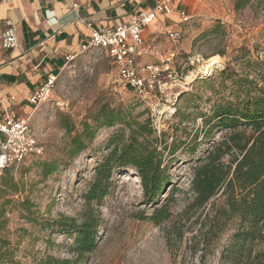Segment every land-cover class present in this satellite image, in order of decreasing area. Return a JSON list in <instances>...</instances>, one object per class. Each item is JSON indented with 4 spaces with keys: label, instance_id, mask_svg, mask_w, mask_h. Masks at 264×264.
Segmentation results:
<instances>
[{
    "label": "rangeland",
    "instance_id": "obj_1",
    "mask_svg": "<svg viewBox=\"0 0 264 264\" xmlns=\"http://www.w3.org/2000/svg\"><path fill=\"white\" fill-rule=\"evenodd\" d=\"M190 14L188 21L177 14L161 17L147 29L149 51L139 62L170 63L173 69L172 76L163 80L167 82L164 91L149 104L118 80L105 54L93 50L66 65L45 102L32 104V123L44 153L6 168L19 183V191L0 198L7 218L0 245L10 249L15 263L46 264L48 257L75 260L71 248L76 232L57 222L68 217L80 223L91 212L100 219L97 248L80 264H230L222 259L221 251L240 227L239 218L231 219L217 241L197 252L189 248L197 227L195 216L182 218L187 232L183 243H176L174 237L169 242L167 230L192 195L194 168L226 133L217 129L205 136L202 116L210 115L214 102L234 99L235 82L240 78L263 84L264 0H206L192 5ZM170 29L179 34L176 42L168 34ZM213 58L219 62L208 69ZM224 69L229 70L226 80L220 75ZM110 113L120 114L126 122L99 127L95 139L70 158L67 149L72 136L82 131L83 122L94 124V117ZM134 121L148 123L159 138L160 149L168 147L164 157L171 161L173 186L160 203L172 196L173 216L160 226L144 219L153 207L144 204L141 178L132 168L115 171L113 185L101 203L86 201L95 167L108 155L110 140L122 134L127 138V123ZM72 127L73 133L68 134ZM173 146L178 149L171 156ZM51 161H57L59 169L45 177L41 165ZM215 199L222 204L220 195ZM249 247L251 254H243L244 263L264 264V243L256 241Z\"/></svg>",
    "mask_w": 264,
    "mask_h": 264
},
{
    "label": "trees",
    "instance_id": "obj_2",
    "mask_svg": "<svg viewBox=\"0 0 264 264\" xmlns=\"http://www.w3.org/2000/svg\"><path fill=\"white\" fill-rule=\"evenodd\" d=\"M220 75L226 80L229 78V70H222ZM235 84L237 87L234 99L214 102L210 115L202 116L205 136H210L217 129L225 130L226 133L194 168L190 181L192 195L167 231L169 242L174 237L176 243H183L187 232L181 224L182 218L185 216L190 220L195 216L197 227L189 248L197 252L201 246L206 248L217 241L230 220L237 217L241 221L240 227L221 251V257L230 264H248L244 263L242 258L245 252L251 251L250 244L256 241L264 243V80L260 85L256 80L246 77L240 78ZM93 122L94 124L85 120L82 131L72 136V145L67 149L70 158L81 153L87 147V141L92 142L95 139L99 127L114 126L117 122H126V119L120 114L110 113L103 117H94ZM127 124L128 137L124 134L114 136L109 142L108 155L95 167L86 201L89 204L94 201L101 203L113 185L115 171L118 168H132L141 178L144 204L153 207L151 215L145 216L144 219L160 226L169 222L173 216L169 208L173 197H166L163 203H160L167 188L173 186V178L169 173L171 161H166L164 157L168 147L160 149L159 138L148 123L134 121ZM73 131L74 127L67 129L68 134ZM197 140L195 137L194 144ZM195 148L196 146L193 151ZM177 149L178 147L173 146L170 150L171 156ZM41 167L45 177L59 169L57 161L43 162ZM18 186L19 183L15 181L11 171L5 168L1 177L0 198L10 192L18 193ZM217 195L223 199L222 204L213 201ZM10 202L6 201L7 204ZM5 214L2 203L0 232L6 227ZM57 223L63 229L70 227V230L76 232L71 248L76 259L58 260L48 257L46 264H80L97 248L100 225L98 215L90 212L80 223L75 219L63 217ZM250 254L251 252L248 255ZM0 264L23 263H15L10 249L1 244Z\"/></svg>",
    "mask_w": 264,
    "mask_h": 264
},
{
    "label": "crops",
    "instance_id": "obj_3",
    "mask_svg": "<svg viewBox=\"0 0 264 264\" xmlns=\"http://www.w3.org/2000/svg\"><path fill=\"white\" fill-rule=\"evenodd\" d=\"M157 2L0 0V119L8 110L20 117L31 116L32 121L31 96L50 75L61 73L69 63L67 57L75 59L91 51H83V45L88 44L94 29L128 22L137 12L154 8ZM161 17L165 19V15ZM10 24L19 42L14 48L3 45V33Z\"/></svg>",
    "mask_w": 264,
    "mask_h": 264
},
{
    "label": "built area",
    "instance_id": "obj_4",
    "mask_svg": "<svg viewBox=\"0 0 264 264\" xmlns=\"http://www.w3.org/2000/svg\"><path fill=\"white\" fill-rule=\"evenodd\" d=\"M204 1L158 0L154 8L137 12L128 22H118L113 27L101 30L94 29L88 44L83 45V51L93 50L96 54L107 55L117 71L118 80L149 104L158 93L164 91L167 82L163 80L172 76L173 69L170 63L139 62V57L149 51L145 37L147 28L161 16L173 13L182 21H188L191 6ZM168 34L174 42L179 38L175 30L170 29ZM18 44L16 29L10 24L3 33V45L14 48ZM73 59L74 56L67 57L69 62ZM56 80V75H50L31 96L30 102L35 105L45 102ZM0 148V172L31 155L44 153V146L35 132L31 116L20 117L14 112L4 111L0 119Z\"/></svg>",
    "mask_w": 264,
    "mask_h": 264
},
{
    "label": "bare ground",
    "instance_id": "obj_5",
    "mask_svg": "<svg viewBox=\"0 0 264 264\" xmlns=\"http://www.w3.org/2000/svg\"><path fill=\"white\" fill-rule=\"evenodd\" d=\"M218 62H219V61H217L216 58L211 59L210 64H209V66H208V69L211 68V66H212V69H213V66H214L215 64H217Z\"/></svg>",
    "mask_w": 264,
    "mask_h": 264
},
{
    "label": "water",
    "instance_id": "obj_6",
    "mask_svg": "<svg viewBox=\"0 0 264 264\" xmlns=\"http://www.w3.org/2000/svg\"><path fill=\"white\" fill-rule=\"evenodd\" d=\"M1 154H2V151H1V148H0V157H1Z\"/></svg>",
    "mask_w": 264,
    "mask_h": 264
}]
</instances>
